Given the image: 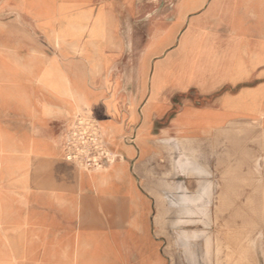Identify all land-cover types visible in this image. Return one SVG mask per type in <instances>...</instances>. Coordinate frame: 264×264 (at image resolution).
<instances>
[{
	"label": "rangeland",
	"instance_id": "rangeland-1",
	"mask_svg": "<svg viewBox=\"0 0 264 264\" xmlns=\"http://www.w3.org/2000/svg\"><path fill=\"white\" fill-rule=\"evenodd\" d=\"M173 5L174 0H0V264H143L149 247L157 256L151 264H187L176 255L181 257L179 245L193 235H207L211 245L221 238L227 249H217L215 260L207 256L191 264H264V133L251 124L237 126L242 135L224 138L235 150L236 167L225 169L221 177L236 178L232 186L237 193L221 203L231 205L235 215L193 217L199 232L166 233L178 218H160L162 225L155 227L152 212L141 218L147 231L136 230L115 182L107 188L86 180L115 164L118 155L108 149L86 101L80 97L88 117L64 96L73 94L69 78L57 77L64 95L55 89L58 70L82 82L89 77L82 56L56 38L66 43L87 34V42L83 45L82 39L79 46L97 49L104 34L101 6L111 7V40L109 45L102 42L101 54L112 58L109 66L131 89L133 75L125 71L148 43L145 23L161 27L164 19L156 12ZM184 11L179 9L178 15ZM203 11L188 13L187 20ZM90 39L95 46L88 44ZM92 61L91 71L98 73L100 59ZM45 80L54 86L44 85ZM132 166L131 161V173ZM222 197L229 198L228 192ZM228 248L231 259L225 255Z\"/></svg>",
	"mask_w": 264,
	"mask_h": 264
},
{
	"label": "crops",
	"instance_id": "crops-1",
	"mask_svg": "<svg viewBox=\"0 0 264 264\" xmlns=\"http://www.w3.org/2000/svg\"><path fill=\"white\" fill-rule=\"evenodd\" d=\"M208 1L174 0L171 8L156 12L164 19L161 27L145 23L148 43L125 71L133 75L131 89L109 66L112 58L101 54L102 42L109 45L115 20L108 6H101L104 34L97 49L81 51L87 34L63 44L82 56L87 80L79 81L63 69L56 72V86L53 81L43 82L64 95L57 77L69 78L73 94L64 96L79 104L78 109L88 117L80 97L86 101L91 116L103 129L108 149L118 155L115 164L100 174L87 175L86 180L99 181L107 188L115 182L117 195L130 208L131 224L139 231H147L141 218L148 212L156 218L155 227L162 225L160 218H178L175 227L172 223L166 227V233L199 232L191 220L196 216L235 215L229 211L231 205L226 208L221 203L232 201L237 193L232 186L236 178L223 181L221 177L222 171L236 167L235 150L224 138L242 135L237 128L242 124L264 133V0ZM181 8L185 11L179 16ZM200 10H204L202 15L187 20L188 13ZM69 19L76 22L78 17ZM93 19L90 17L89 26ZM131 35L134 40V33ZM82 39L85 41L79 46ZM183 44H197L198 48L187 50ZM95 58L101 62L98 73L91 71ZM127 137L133 139L130 144L124 141ZM131 161L132 173L128 168ZM223 192H228L229 198H223ZM207 209L210 212L206 214ZM218 240L211 245L207 235L203 239L188 237L179 245L181 257L178 252L176 258L187 264L207 256L215 260L217 249L220 253L224 247L221 238ZM226 253L231 259L230 248ZM156 259L149 247L143 264L156 263Z\"/></svg>",
	"mask_w": 264,
	"mask_h": 264
},
{
	"label": "bare ground",
	"instance_id": "bare-ground-1",
	"mask_svg": "<svg viewBox=\"0 0 264 264\" xmlns=\"http://www.w3.org/2000/svg\"><path fill=\"white\" fill-rule=\"evenodd\" d=\"M69 29L74 30V29H77V28H76V26H74V25H69ZM56 39H57V42H58V43H60V44H65V42L62 41L63 39H62L61 37H57ZM88 44L91 45L92 47L95 46L94 43H93V41H92V39L89 40V43H88ZM72 48H75V45L72 46ZM81 51H83L82 48H81ZM66 159H67V158H66ZM97 172H103V170H102V171L99 170V171H97Z\"/></svg>",
	"mask_w": 264,
	"mask_h": 264
}]
</instances>
